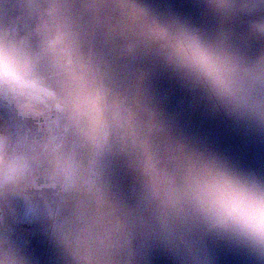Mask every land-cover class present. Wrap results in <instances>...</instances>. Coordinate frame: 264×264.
<instances>
[{
    "label": "clouds",
    "instance_id": "clouds-1",
    "mask_svg": "<svg viewBox=\"0 0 264 264\" xmlns=\"http://www.w3.org/2000/svg\"><path fill=\"white\" fill-rule=\"evenodd\" d=\"M0 0V264H264V171L160 88L264 134V0Z\"/></svg>",
    "mask_w": 264,
    "mask_h": 264
},
{
    "label": "rangeland",
    "instance_id": "rangeland-1",
    "mask_svg": "<svg viewBox=\"0 0 264 264\" xmlns=\"http://www.w3.org/2000/svg\"><path fill=\"white\" fill-rule=\"evenodd\" d=\"M156 7L172 8L193 18L200 17L199 10L186 0H160ZM160 88L169 111L189 135L228 155L242 166L264 171V134L244 130L226 118L213 114L198 96L181 88L174 80L162 79ZM33 246L48 258V264H55L52 251L39 237L33 240ZM220 256V264H251L239 253L224 250ZM151 264H172V261L162 253L154 252Z\"/></svg>",
    "mask_w": 264,
    "mask_h": 264
}]
</instances>
